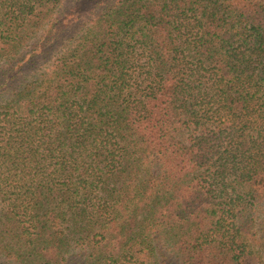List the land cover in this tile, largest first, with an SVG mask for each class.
Segmentation results:
<instances>
[{"label":"trees","instance_id":"obj_1","mask_svg":"<svg viewBox=\"0 0 264 264\" xmlns=\"http://www.w3.org/2000/svg\"><path fill=\"white\" fill-rule=\"evenodd\" d=\"M65 1L0 0V259L264 264V0Z\"/></svg>","mask_w":264,"mask_h":264},{"label":"rangeland","instance_id":"obj_2","mask_svg":"<svg viewBox=\"0 0 264 264\" xmlns=\"http://www.w3.org/2000/svg\"><path fill=\"white\" fill-rule=\"evenodd\" d=\"M77 0H66L65 1V6L69 9L72 8L75 4H76ZM28 50H31V48H29ZM5 69H9L6 68L5 65H2L0 68V72L4 71ZM3 82V80L1 79V75H0V84ZM257 237L256 240L253 241V245H254V249L257 250L258 253H260L261 255H264V211L262 210V213L260 214V219H259V223L257 226ZM166 263L167 264H180L179 260L175 257V256H171L169 255L166 259ZM165 263V264H166ZM0 264H9L6 260L4 259H0Z\"/></svg>","mask_w":264,"mask_h":264}]
</instances>
